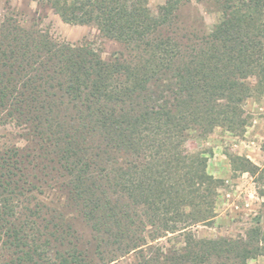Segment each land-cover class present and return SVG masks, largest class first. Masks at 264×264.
<instances>
[{"label":"trees","instance_id":"1","mask_svg":"<svg viewBox=\"0 0 264 264\" xmlns=\"http://www.w3.org/2000/svg\"><path fill=\"white\" fill-rule=\"evenodd\" d=\"M193 1L217 5L213 31L188 44L164 35ZM48 4L126 52L106 61L15 11L3 18L0 127L25 144L0 142V264H247L264 255L260 227L246 238L195 237L191 228L214 218L222 182L185 147L194 132L247 127L245 102L264 87V0H165L157 15L147 0ZM233 162L264 199V166ZM47 192L58 207L40 200ZM169 235L183 240L156 244Z\"/></svg>","mask_w":264,"mask_h":264},{"label":"rangeland","instance_id":"2","mask_svg":"<svg viewBox=\"0 0 264 264\" xmlns=\"http://www.w3.org/2000/svg\"><path fill=\"white\" fill-rule=\"evenodd\" d=\"M154 15L165 4V0H147ZM9 11L21 14L25 24H37L39 28L50 32L60 40L70 44H88L104 60L109 61L114 55L126 52L124 44L105 37L94 25H69L50 8L48 0H0V24ZM178 21L171 30L163 31L164 35H174L183 44H188L210 34L222 19L214 2L199 3L193 1L184 5L178 12ZM255 84L254 80H251ZM248 125L244 130L229 132L217 128L203 137L194 132L187 138L185 147L190 154H204L207 158L208 172L222 182L218 189L215 215L209 224H198L191 228L197 239L217 240L219 238H246L251 229L260 227L264 230V199L259 195V185L249 173L236 170L233 160L239 156L248 158L259 167L264 166V87L256 91L244 105ZM12 133V135H10ZM18 131L12 127H0V142H10L24 146L16 137ZM40 200L52 204L55 197L47 192ZM58 207V206H57ZM69 220L75 225L82 239L81 245L92 252V233L85 221L72 212ZM180 236L169 235L159 239L156 244L170 249ZM264 253V245L261 246ZM126 262L128 261L125 260ZM121 262L120 264H126ZM247 264H264V255L248 261Z\"/></svg>","mask_w":264,"mask_h":264}]
</instances>
